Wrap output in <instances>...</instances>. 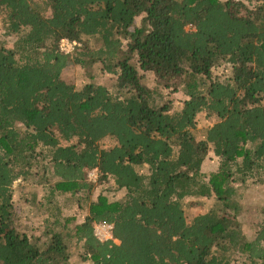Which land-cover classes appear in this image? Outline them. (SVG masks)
I'll use <instances>...</instances> for the list:
<instances>
[{"label": "trees", "instance_id": "trees-1", "mask_svg": "<svg viewBox=\"0 0 264 264\" xmlns=\"http://www.w3.org/2000/svg\"><path fill=\"white\" fill-rule=\"evenodd\" d=\"M246 2L0 0V264H264V204L246 234L236 186L264 182V0ZM199 198L217 207L187 221Z\"/></svg>", "mask_w": 264, "mask_h": 264}, {"label": "rangeland", "instance_id": "rangeland-1", "mask_svg": "<svg viewBox=\"0 0 264 264\" xmlns=\"http://www.w3.org/2000/svg\"><path fill=\"white\" fill-rule=\"evenodd\" d=\"M221 1H230L237 3L238 1H244L246 0H221ZM247 3V2H246ZM46 14H50V10L47 9ZM140 17L136 18V21L134 22V25L131 27V29L135 25H139L140 23ZM2 22L0 21V39H2ZM89 44L93 46H97L99 44V41L97 38H91L89 40ZM212 72L214 75H218L220 77H228L230 75V70L229 67L226 66V64L218 63L216 66L213 67ZM85 70H83L81 67L74 66V67H68L65 70L64 76L70 79H73L75 84L77 86H82L87 82H95V83H101L108 87V89L111 91L113 90L112 87V77L106 73H99L97 71H93V76L91 78H88L85 76ZM145 78V83L148 87H155V80L150 75L144 74ZM158 89L157 91L160 92V95L166 99H171L173 106L179 105L180 104V99L181 97L179 96V93H171L170 89H164L159 86L156 87ZM160 102V101H159ZM210 124V121L206 118L205 113L201 112L198 113L196 116V134L199 135V131L202 129L206 128ZM112 145V141L110 138H105L101 141V146L103 148H107ZM218 166V159L217 157L212 153L211 149L209 150L207 156L204 159V162L202 164V171L204 173L212 172L217 169ZM97 180V178H96ZM93 181V182H96ZM21 181L16 180L14 183V199L16 196H19L18 193V187ZM18 185V186H17ZM238 185V186H237ZM236 186L239 187L238 189V194H241V197H238V200L243 206L242 213L239 216V219L242 221L243 225V231L250 235L253 231L254 225L257 224L259 221V207L264 204V182L261 183H253L251 181H246L243 185L241 183H236ZM107 187V186H106ZM98 189H95L94 193H97ZM39 193H43L44 189L38 188ZM187 204L185 206V216L187 221H190L195 215L200 214V213H205L207 211H210L211 209H214L217 207V205L210 199V198H199V199H188L186 202ZM18 209L20 210L21 214L23 212L27 214L30 211V207L27 205H21L18 203ZM85 209L83 208H68V207H63V213L66 215H80L82 216Z\"/></svg>", "mask_w": 264, "mask_h": 264}, {"label": "built area", "instance_id": "built-area-1", "mask_svg": "<svg viewBox=\"0 0 264 264\" xmlns=\"http://www.w3.org/2000/svg\"><path fill=\"white\" fill-rule=\"evenodd\" d=\"M77 43L75 41H70L68 39H61L60 43H59V47L60 50L67 53V52H71L74 48V46ZM97 171L96 170H92L88 173V179L90 181H95L97 178ZM111 228L112 226L110 224L107 223H98L95 224L94 226V234L95 236L101 240V241H105V240H114L111 234ZM116 242V240H114Z\"/></svg>", "mask_w": 264, "mask_h": 264}]
</instances>
